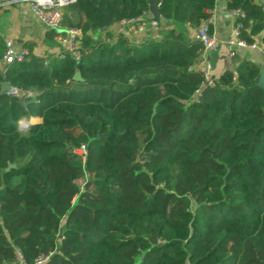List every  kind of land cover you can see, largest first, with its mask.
Instances as JSON below:
<instances>
[{"label":"trees","instance_id":"trees-1","mask_svg":"<svg viewBox=\"0 0 264 264\" xmlns=\"http://www.w3.org/2000/svg\"><path fill=\"white\" fill-rule=\"evenodd\" d=\"M224 1L245 15L240 40L264 46L261 7ZM91 2L111 27L148 9ZM155 2L168 21L159 37L112 41L104 18L76 0L66 11L77 22L62 28L81 31L86 54L61 61L29 49L0 67V86L35 94H0V264H264L261 69L239 60L195 101L202 47L171 26L199 27L214 0ZM28 116L37 121L22 133Z\"/></svg>","mask_w":264,"mask_h":264},{"label":"built area","instance_id":"built-area-1","mask_svg":"<svg viewBox=\"0 0 264 264\" xmlns=\"http://www.w3.org/2000/svg\"><path fill=\"white\" fill-rule=\"evenodd\" d=\"M21 3L30 14L36 19L39 25L44 28L46 31H50L51 28L63 29L62 22L64 14L67 8L73 6L76 3V0H7L6 4L10 3ZM254 3L259 2V0H253ZM4 3L0 2V11ZM230 14L235 19V24L233 28L232 38L226 41L227 46L230 49H255L257 48L256 44L247 45L244 41L240 40V34L242 31V20L245 18V15L240 10L230 11ZM211 17L203 22L199 27L194 29L193 40L200 43L202 47V54L200 57V64L196 68L201 72L202 83L199 88L194 93V100L196 101L200 93L206 88L213 86V77L211 75L210 64L205 60L206 55L214 53L219 47V41L208 32L207 25L210 24ZM161 24L154 21L145 20V14L134 19L121 20L117 22L114 26L111 27L112 41H115L117 38H124L133 46H137L146 34H153L158 32ZM64 32L57 34L54 38L58 46V49L53 58L57 60H65V56H71L75 61H78L82 54H86L87 51L83 50L81 47V38L82 33L78 29H63ZM5 50L2 55L3 65H6L11 62L21 63L24 61V58L28 55V50L20 49L16 50L13 44L4 40ZM262 55V68H264V46L259 48ZM229 59L234 58V53L230 52ZM9 94L16 95L17 97L28 96L35 97V94L30 92L19 93L15 89L10 88L7 91ZM73 153L80 157L81 160L85 156V148L81 146L80 148L73 151ZM16 259L20 262L21 257L16 253ZM47 258L40 257L36 260L35 264H43Z\"/></svg>","mask_w":264,"mask_h":264},{"label":"crops","instance_id":"crops-1","mask_svg":"<svg viewBox=\"0 0 264 264\" xmlns=\"http://www.w3.org/2000/svg\"><path fill=\"white\" fill-rule=\"evenodd\" d=\"M6 1L7 0H0L1 3ZM255 4H258L261 9L264 8V0H259V2ZM66 12L75 16L69 11ZM210 17V34L219 41L217 51L210 53L205 57V60L210 64L211 75L217 77L224 70L230 69L235 62L243 59L252 62L261 69L262 55L259 50V48L262 47L261 45L256 44L257 48L255 49H230L227 46L226 41L231 39L233 35L235 19L226 8L224 0H214V7ZM164 27L165 26L161 25L158 32L160 31L162 32L161 34H163L167 29ZM171 27H174L176 30L183 33L187 39L193 38L194 29L188 25L180 27L173 25ZM158 32L146 34L143 40L151 37H159ZM92 36L93 39H97L95 34ZM99 36L101 38V35ZM4 40L10 41L16 50L28 47L33 56L41 59L51 57L58 49L55 39H47L46 30L39 25L23 4L16 2L10 4L4 3L0 11V67L3 65L2 55L5 50ZM230 52L234 53V58L232 59L228 58ZM198 66L199 65L197 64L196 68Z\"/></svg>","mask_w":264,"mask_h":264},{"label":"water","instance_id":"water-1","mask_svg":"<svg viewBox=\"0 0 264 264\" xmlns=\"http://www.w3.org/2000/svg\"><path fill=\"white\" fill-rule=\"evenodd\" d=\"M86 2L92 7L93 10L98 12L104 18L105 24H104V27H103L102 30L105 31L108 28H110L111 24H110L109 16H108L107 12L99 4H94L93 2H91V0H86ZM147 2H148V9H147V11L145 13V20H147V21L156 20L162 26H167L168 25V21L165 18H163V17H161L159 15L158 6H157L155 0H147ZM262 11H264V8H262ZM50 32H53V33H56V34H61V33L64 32V30L63 29L51 28ZM72 79L75 82L81 81V78H80L78 73H75L73 75ZM258 86L262 90H264V68H261V72H260L259 78H258ZM9 89H10V87H9V85L7 83H2L1 86H0V94H3L4 92L8 91ZM10 167H12V166H10Z\"/></svg>","mask_w":264,"mask_h":264},{"label":"rangeland","instance_id":"rangeland-1","mask_svg":"<svg viewBox=\"0 0 264 264\" xmlns=\"http://www.w3.org/2000/svg\"><path fill=\"white\" fill-rule=\"evenodd\" d=\"M67 21H70V22H72V23H76L77 22V18L75 17V16H73V15H71V14H68L67 12L65 13V15H64V17H63V22H62V26H65V24H66V22ZM164 28H167V27H164ZM159 34V36H161L162 34V32H158ZM96 36H97V39L99 38L100 39V36H99V34H95ZM99 36V37H98ZM26 50H29L28 49V47L27 48H25ZM34 120H37L36 118H31L30 116H28L26 119H24V120H20L19 122H18V126L20 127V131L22 132V133H25L26 131H27V127L29 126V123L28 122H31V121H34ZM31 124V123H30ZM79 185H81V183H79Z\"/></svg>","mask_w":264,"mask_h":264}]
</instances>
